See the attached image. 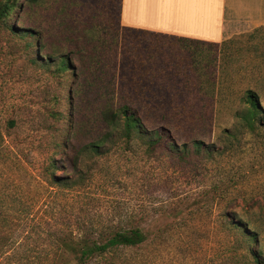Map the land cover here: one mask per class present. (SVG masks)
<instances>
[{"label": "rangeland", "instance_id": "obj_1", "mask_svg": "<svg viewBox=\"0 0 264 264\" xmlns=\"http://www.w3.org/2000/svg\"><path fill=\"white\" fill-rule=\"evenodd\" d=\"M17 5L15 30L0 25V264H78L81 240L100 243L133 227L143 242L86 264H242L227 218L248 223L264 254V26L230 19L224 55L199 80L186 57L173 65L170 39L116 29L119 0ZM159 49L162 70L132 76L130 58ZM59 56L67 69H58ZM225 74L231 79L222 82ZM244 87L259 88L263 107L252 129L232 116ZM112 91L131 95L147 129L211 150L178 160L133 136L105 155L83 153L80 171L66 175L74 185L51 183L48 160L60 165L64 143L78 148L98 135L99 94ZM142 91L157 96L137 97Z\"/></svg>", "mask_w": 264, "mask_h": 264}, {"label": "trees", "instance_id": "obj_2", "mask_svg": "<svg viewBox=\"0 0 264 264\" xmlns=\"http://www.w3.org/2000/svg\"><path fill=\"white\" fill-rule=\"evenodd\" d=\"M17 6V0H0V25L6 27V29L10 31L15 30V27L10 23V17ZM119 10L120 0L118 22L115 26L116 29L122 30L121 28H118ZM85 30L86 29H82L83 32ZM169 39L173 41L172 44H170V50L172 51L170 54L176 58V60L172 61L174 63L173 65L178 68V66L183 63L182 59L179 58L186 57L189 60L188 68L192 69L193 73L197 72V76L195 77L197 79L203 75L202 71L206 68L209 62L213 60L215 61V58L221 59L220 55L221 57L224 55V53H221L222 46L227 42L226 39H223L220 42H202L183 37H169ZM209 48H212L214 52H211ZM163 56H165V54L163 51H160V49L157 50L156 55L151 52H147L143 57L138 56V54L133 55L132 58H130L132 76L139 77L144 71H150V73L155 74V72L162 70V68H156V65L163 63L162 60L160 61V58H165ZM58 58V69H67L70 64L68 59L62 56H59ZM254 66L257 67V70L260 69V65ZM223 70L224 68L221 67L219 73ZM132 76L131 78L133 79ZM230 79L231 76L225 74L221 81L226 82ZM255 79V86H258L261 78L256 77ZM205 80L208 83L213 84L212 79ZM215 82L217 83L218 79ZM95 86H97V89H101V85L96 84ZM258 90V87L257 89L256 87H244L240 92L237 101L243 106L241 108H235L232 111V116L238 120V122H241L242 126L248 129H252L255 124L261 122L263 107L260 103V94L258 93ZM113 96V91L110 94L109 92L99 94V97L102 98L99 104V121L102 124V129L94 139L82 144L78 148L73 147L69 143H64L65 158L64 161H61L60 165L56 164L57 160L55 159L48 160L44 167L46 171L43 172L48 174L51 183L63 186L74 185L75 180L69 179L66 175L71 172L75 173L76 171H80L81 155L83 153L89 152L96 156L105 155L111 150L117 141H122L124 144H127L133 136H138L144 139L143 144H145L146 150L159 149L178 160H185L187 156L199 155L202 151L203 153H208L211 150V145L205 144L201 140H192L189 145L186 143L177 145L171 140V137L166 132H163V130L147 129L138 111L130 106L132 102H134L130 100L131 95L122 93L119 94V98L116 99L113 98ZM136 96L156 97L157 94H146L142 91ZM210 100L215 103L220 102V98L217 97V94L214 96L212 94ZM164 115V113H160L158 116L159 118H163ZM192 115L195 117L198 116L197 113L189 114L187 117L188 121L192 120ZM119 125L121 127H119ZM118 128L120 129L118 130ZM60 169H62L64 173L61 175H55V171ZM225 215L234 217V214L231 211H226ZM227 223L229 224V228L234 229V231L238 233V239L236 241L238 243V248L240 249L238 257L241 263L264 264V254L261 249L256 247L259 244V240L257 239L256 233L253 232L251 227H249V224H243L233 218H227ZM144 240L145 235L137 227L114 231L110 237L100 243L96 240L89 241L83 239L78 244L75 259L78 264H86L88 260L95 256L104 257L107 253L118 247H133Z\"/></svg>", "mask_w": 264, "mask_h": 264}, {"label": "crops", "instance_id": "obj_3", "mask_svg": "<svg viewBox=\"0 0 264 264\" xmlns=\"http://www.w3.org/2000/svg\"><path fill=\"white\" fill-rule=\"evenodd\" d=\"M230 19L264 26V0H120L118 28L202 42L226 38Z\"/></svg>", "mask_w": 264, "mask_h": 264}]
</instances>
